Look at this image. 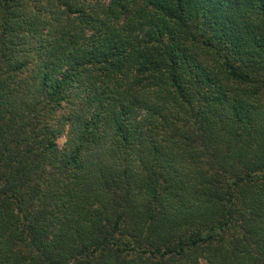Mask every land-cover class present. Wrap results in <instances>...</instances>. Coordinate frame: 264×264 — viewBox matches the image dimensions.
<instances>
[{
	"label": "trees",
	"instance_id": "16d2710c",
	"mask_svg": "<svg viewBox=\"0 0 264 264\" xmlns=\"http://www.w3.org/2000/svg\"><path fill=\"white\" fill-rule=\"evenodd\" d=\"M202 261L264 264V0H0V264Z\"/></svg>",
	"mask_w": 264,
	"mask_h": 264
},
{
	"label": "rangeland",
	"instance_id": "374dc122",
	"mask_svg": "<svg viewBox=\"0 0 264 264\" xmlns=\"http://www.w3.org/2000/svg\"><path fill=\"white\" fill-rule=\"evenodd\" d=\"M66 140H67L66 137H62V138H60L59 141H58L59 146H60V147H63L64 144L66 143ZM202 264H207V263H206V261H202Z\"/></svg>",
	"mask_w": 264,
	"mask_h": 264
}]
</instances>
